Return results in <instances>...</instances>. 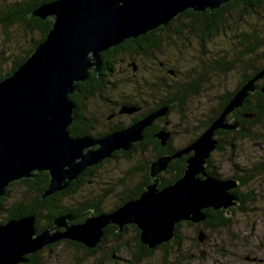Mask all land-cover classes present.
Segmentation results:
<instances>
[{
	"label": "water",
	"instance_id": "1",
	"mask_svg": "<svg viewBox=\"0 0 264 264\" xmlns=\"http://www.w3.org/2000/svg\"><path fill=\"white\" fill-rule=\"evenodd\" d=\"M230 1L54 0L40 5L30 16L50 20V30L24 63L0 81V197L10 184L40 172L49 177L41 198L60 193L87 168L142 141L145 128L165 117L171 104L100 138L74 137L68 128L74 122L75 104L70 96L77 92L76 84L86 81L91 73L98 75L100 54L109 48L164 27L186 10L214 11ZM262 78L264 68L238 88L222 113L188 147L151 162V184L138 198L96 216L91 212L58 216L51 228L40 232L34 216L0 225V264H26L28 256L63 240L93 249L109 225H116L118 231L134 225L140 242L154 249L174 238L175 225L180 222H204L206 209L224 210L229 216L230 208L239 205L230 192L239 182L218 179L205 167L217 146L215 132L239 127L226 118L243 107L249 95L257 91L256 81ZM134 111L123 107L120 113L131 115ZM169 136L162 131L155 137L164 146ZM188 154L182 177L159 188L158 175L173 159ZM80 217H85L84 221L73 224Z\"/></svg>",
	"mask_w": 264,
	"mask_h": 264
},
{
	"label": "trees",
	"instance_id": "2",
	"mask_svg": "<svg viewBox=\"0 0 264 264\" xmlns=\"http://www.w3.org/2000/svg\"><path fill=\"white\" fill-rule=\"evenodd\" d=\"M51 1L54 0H20L0 8V26L4 29L12 25H18L29 32L34 31L38 33V39L32 40L31 47L25 52L24 56L14 60L6 73H0V81L15 72L34 51L37 45L44 41L52 26V22L50 20L42 21L37 17L30 16V14L38 9L40 5ZM261 9L264 10V0H232L214 11L192 12L191 10H186L166 26L159 27L153 32L134 40H125L121 44L102 52L100 54L102 59L101 69L98 75L91 73L86 81L77 83V92L70 96L71 101L75 104L74 122L68 128L72 136L101 137L104 135L102 133H95L93 126L95 117L93 115L88 116L89 114H87L88 103L96 97L105 103H109L117 114H119L120 109L123 107H131L136 109V111L140 108L144 109L139 116L131 118V121H135L137 118L144 117L167 104H171L168 113L165 117L157 119L150 127H147L143 132V140L134 144L129 151L114 152L110 159H106L96 166L87 168L66 190L60 193L43 199L41 198L49 183V177L46 172L36 173L34 178L10 184L5 195L0 197V216L2 214L5 215L1 219L0 225L12 219L34 216L35 228L40 232L52 227L53 220L56 217L69 212L84 213L91 210L93 215L105 212L102 210L101 202L108 192H112L114 189L119 188L123 189V191L120 192L117 197V202L112 205L109 212L120 207L128 200L138 198L145 187L151 184L149 164L162 155H172L176 151L189 146L222 113L236 90L264 68V30L258 34L255 31L238 32L237 35H234V41H231L232 44H230L229 48L227 50H219L217 54H212L208 47V44L217 38L221 36L225 38L227 31L235 32V29H230V19L232 21L235 20V23H239L238 21L246 19V15L249 13L259 16L258 12ZM232 14H235L237 17L233 19L231 17ZM191 36L195 40L197 39L200 45L199 54L197 55L199 61L196 68H192L191 70L195 74L196 79L190 81L191 76L184 73V78L187 80L186 82H182L183 73L175 69H166V63H159L156 56H163L164 46H171L175 42L181 43V47L177 49H179V54H182L181 48L189 45L188 42ZM126 55L130 58H141L144 60L154 58L158 67L161 66L159 67L160 75L154 81L147 80V78L143 77L141 79L137 78L135 74H133L132 78L125 80L118 77L117 74L119 75V72H116V67H120L121 59L124 60L122 57ZM174 60L177 63L180 62V60ZM131 67L132 71L138 70L135 64ZM133 67H135V70H133ZM198 68L199 70H196ZM143 69L147 72L146 68ZM120 71L123 70L121 69ZM206 74H213L218 78H226L230 75L237 74L240 81L233 91L226 92L217 97L216 104L210 109L209 113L204 114L202 119L198 118L192 123L186 122L185 105L187 97L189 95L197 96L201 86L200 82L205 80L204 78L206 76L204 75ZM175 77H179L178 80H174ZM263 80L264 78L261 79V81ZM127 83L132 85L131 90H129V93L132 95H127L124 91L123 93L120 92L119 95L112 94L120 86H123L121 88L124 89L128 85ZM257 87L260 90L254 94H250L244 101V106L235 110L228 117V119L238 122L239 127L236 130H218L215 132L214 136L218 142L217 152L222 153L223 151L229 150V152L232 151L234 153V150L237 149L234 137L236 136L239 139L249 138L252 136L256 126L263 124L264 93L260 91L264 88V84L258 83ZM172 112H177L181 116L180 121L182 124L175 125V128L171 130L169 129L171 123L168 119ZM121 127L122 124L118 123L117 129ZM161 131L170 135L164 146L155 138ZM182 132L184 136H181ZM177 137H184L186 139L183 144L179 145L175 142ZM135 153L142 156L141 160L142 162L144 161L140 167L134 166L130 168L125 172L124 178L121 177L120 180L116 179L115 182L110 183L108 190L105 189L101 193L94 192L87 195V197H81L79 200L73 199L74 195L81 190V187L86 185L92 178H95V174L102 164L120 157L128 160ZM147 154H149V158H145ZM187 158L188 155H183L173 159L169 163L168 169L158 175L160 179L159 188H164L182 177ZM232 163L230 169L231 176L235 177L239 182L238 187L230 191L239 200V205L229 210L230 215L234 216L236 212H243L245 205L255 201V198L252 197L254 195L253 192L242 193L241 189L252 183L257 175L264 173V162H256L248 166H242V164L240 166L239 164H235L234 161ZM205 168L208 174H217L222 177L217 172L218 168L212 156L207 160ZM132 179L135 181L126 184V180ZM16 185L24 186L25 193L27 195L29 194L30 198L21 197L18 200L10 202V188ZM64 197L70 198L73 203L68 204V206L63 204L62 200ZM204 213L207 219L201 224L205 229H224L231 225V217L227 216L224 210L214 211L212 209H206ZM187 224L189 226L194 225L191 223ZM111 227L114 226H108L105 231H110ZM180 227L181 223L175 225L174 238L157 248L148 249L139 242L138 251L133 254L132 258L135 264H140L155 250H161L164 253V261H167L166 258L168 255L179 253L185 242V237L182 236ZM61 243L57 242L51 246H47L48 250L56 248ZM65 244L71 248L83 250L85 252L84 254L92 252L80 244L70 241H65ZM188 255L186 257H191L190 254ZM28 259L29 264H39L40 251L28 256Z\"/></svg>",
	"mask_w": 264,
	"mask_h": 264
},
{
	"label": "rangeland",
	"instance_id": "3",
	"mask_svg": "<svg viewBox=\"0 0 264 264\" xmlns=\"http://www.w3.org/2000/svg\"><path fill=\"white\" fill-rule=\"evenodd\" d=\"M16 1L20 0H0V8ZM258 14L259 16L249 13L246 15V19L238 21L239 23H235V20L232 21L230 19V29H235V32L227 31L225 38L221 36L208 44L209 51L212 54H217L219 50H227L230 44H232L231 41H234V35H237L240 31L262 33L264 30V10L261 9ZM231 17L235 19L237 16L232 14ZM37 39V32H29L18 25L9 26L6 29L0 26V73H6L11 63L14 60L22 58L31 47L32 40ZM188 44L185 48H181L182 54H179V49H177L181 47V43L175 42L171 46H164L163 56H156L159 63H166V69H175L182 72L183 80L180 76L182 82H186L187 80L184 78V73L191 76L190 81L196 79L195 74L191 70L192 68H196L199 61L197 55L199 54L200 45L197 39L195 40L191 36ZM122 58L124 60L121 59L120 67H116V72H119L117 76L124 80L132 78L133 74H135L137 78L141 79L143 77L154 81L160 75L159 67L161 66L158 67L154 58L144 60L141 58H130L128 55ZM174 59L180 60V62L177 63ZM132 64L137 65V71H132ZM143 68H146L147 72ZM121 69L123 71H120ZM196 70H199V68ZM213 74L215 75V73ZM213 74L204 75L206 77L204 78L205 80L200 82L201 86L197 96L189 95L187 97L185 105L186 122L192 123L198 118L202 119L204 114L209 113L210 109L216 104V98L226 92L233 91L240 81L237 74L226 78H218ZM178 78L175 77L174 80H178ZM258 83L264 84V80L256 81L255 85H258ZM127 84V86L124 84V89L121 88L123 86H120L112 94L119 95L120 92L123 93L124 91L127 95H132L129 93L132 85L130 83ZM109 105V103H105L97 97L88 103V116L93 115L97 120L95 132H105L109 127H113V124H117L118 122H122L124 125L129 123L130 116L124 114L108 120L107 117L111 111L109 110ZM180 118L181 116L177 112H172L168 119L171 123L169 129L172 130L175 128V125L182 124ZM181 136H184L183 132ZM185 139L184 137H177L175 142L180 145L183 144ZM234 142L237 146L234 153L232 151L229 152V150L222 153L215 151L212 155L218 168L217 172L222 177H231L230 169L233 161L240 166L241 164L242 166H248L256 162H264V122L256 126L251 137L239 139L235 136ZM148 155L145 158H149ZM141 157L138 153H135L131 159L127 160L120 157L102 164L97 170L95 178H92L86 185L81 187V190L74 195L73 199L79 200L81 197H87V195L94 192L101 193L105 189L108 190L110 183L115 182L116 179L120 180L121 177L124 178L125 172L130 168L134 166L140 167L144 162H142ZM134 181V179L126 180V184ZM122 191L123 189L119 188L114 189L112 192L109 191L101 202L102 210H109L117 202V197ZM9 192L10 202L18 200L21 197H29V194L25 193L24 186H13ZM241 192H253L254 195L252 197L255 198V201L245 205L243 212H236L234 216L229 215L231 217L230 227L208 230L201 223L189 226L187 224L189 222H180V230L182 236L185 237V242L179 253L168 255L167 261H164V253L161 250H155L140 264H264V173L257 175L252 183L241 189ZM62 203L68 206L73 201L68 197H64ZM4 216V214L0 216V221ZM129 236H132V233H129ZM199 237L202 238V242L199 241ZM111 254L118 257L119 260H111ZM188 254L191 257H186L189 256ZM129 259V254L125 251L116 252L114 249L105 248L99 253L87 256L81 250L61 243L52 250L43 249L40 252L39 264H135L133 259H130L131 262H128L127 260Z\"/></svg>",
	"mask_w": 264,
	"mask_h": 264
},
{
	"label": "flooded vegetation",
	"instance_id": "4",
	"mask_svg": "<svg viewBox=\"0 0 264 264\" xmlns=\"http://www.w3.org/2000/svg\"><path fill=\"white\" fill-rule=\"evenodd\" d=\"M133 65V64H132ZM133 70H135V67H133ZM255 87L257 88V91L258 90H260L258 87H257V85H255ZM236 88V87H235ZM240 88V87H239ZM238 90V89H237ZM236 90V91H237ZM256 91V92H257ZM261 92V91H260ZM250 96V95H249ZM244 104H245V102H244ZM148 105V104H147ZM110 106V105H109ZM244 106V105H243ZM143 107H145V106H143ZM109 110H111L110 111V114H109V116L107 117V119L108 120H111L113 117H115L116 118V116H118V115H121V113L119 112V114H117V112H115L114 111V108L112 107V106H110V109ZM121 110V109H120ZM144 109H142V108H140L138 111H136V109H135V113L133 112L131 115H127V116H130V121H129V123L127 124V125H124V123H122V122H118V123H120V124H122V127L120 128V129H122V128H126L127 126H129V125H131L133 122H135V121H137V120H140V119H142L143 117H141V118H137L135 121H131V118H134V117H137V116H139L141 113H142V111H143ZM237 110V109H236ZM235 111V110H234ZM233 111V112H234ZM232 112V113H233ZM231 114V113H230ZM229 114V115H230ZM124 115H126V114H124ZM229 115L227 116V118H226V120L228 121V122H232V123H238V122H234V120H230V119H228V117H229ZM145 117V116H144ZM157 120V119H156ZM155 120V121H156ZM94 121V123H93V126H94V128H95V126H96V119H94L93 120ZM118 123L117 124H113V127L111 126V127H109L108 128V130L107 131H105V132H95V133H102V134H104V135H106V134H108V133H110V132H112V131H115V130H119V129H117V125H118ZM154 123V122H153ZM152 123V124H153ZM239 124V123H238ZM84 126H86V125H84ZM150 127V126H149ZM146 129V128H145ZM144 132V131H143ZM162 132V131H161ZM103 135V136H104ZM215 135V134H214ZM144 136V135H143ZM200 136V135H199ZM198 136V137H199ZM91 137H93V136H91ZM102 137V136H101ZM197 137V138H198ZM93 138H100V137H93ZM144 138V137H143ZM156 138V137H155ZM196 138V139H197ZM214 139H215V136H214ZM143 140V139H142ZM159 140V139H158ZM216 140V139H215ZM160 141V140H159ZM141 142V141H140ZM216 142H217V140H216ZM138 143V142H137ZM136 144V143H135ZM134 144H132L131 145V148H132V146H133ZM217 145H218V142H217ZM188 147V146H187ZM216 148H217V146H216ZM185 149V148H184ZM183 150V149H182ZM182 150H178V151H176V152H179V151H182ZM215 151H217L216 149L211 153V155H210V157L213 155V153L215 152ZM123 152V151H122ZM175 152V153H176ZM191 154H188V156H190ZM209 157V158H210ZM219 174V173H218ZM212 175V174H211ZM213 176H216L218 179H222V180H228V179H235V180H237L235 177H230V178H226V177H220L219 175H217V174H214ZM238 181V180H237ZM86 212H91V215L92 216H96V215H93V212L91 211V210H89V211H86ZM105 212H109V210H107V211H105ZM105 212H103V213H105ZM69 213H71V212H69ZM72 213H74V212H72ZM85 213V212H84ZM75 214H82V213H75ZM84 219H85V217H80V218H77L74 222H73V224H78V223H82L83 221H84ZM109 226H112V225H109ZM114 227H111L110 228V231H108V232H106L105 231V229L108 227H106L105 229H104V234H103V236L101 237V240H100V242L97 244V246L95 247V248H93V249H89V248H86L85 246H83V245H81V246H83L84 248H86V249H89V250H91L92 252L91 253H89V254H85V255H91V254H94V253H99V252H101V251H103L105 248L106 249H114V250H116V252H121V251H125L126 253H128L129 254V257H130V259H132L133 258V254H135L137 251H138V247H139V242H140V238H139V231H138V229L136 228V227H134V225H126V226H124L123 228H122V230L121 231H118L119 230V228L116 226V225H113ZM51 228V227H50ZM46 229H48V228H46ZM59 231H63V229H59ZM129 233H132V236H129ZM65 241H69V240H63V241H60V242H62L64 245H66L65 244ZM70 242H72V241H70ZM73 243H75V242H73ZM141 243V242H140ZM76 244H78V243H76ZM142 244V243H141ZM53 245V244H52ZM143 245V244H142ZM51 246V245H50ZM146 247V246H145ZM147 248V247H146ZM43 249H46V250H48V247L46 248H43ZM42 249V250H43ZM77 249H79V248H77ZM41 250V251H42ZM79 250H81V249H79ZM40 251V252H41ZM82 252H84L83 250H81ZM85 253V252H84ZM131 253H133V254H131ZM106 258H107V256H105ZM110 257H111V260H119V258L118 257H116V256H112V254L110 255ZM130 259L129 260H127L128 262L130 261ZM131 262V261H130Z\"/></svg>",
	"mask_w": 264,
	"mask_h": 264
},
{
	"label": "bare ground",
	"instance_id": "5",
	"mask_svg": "<svg viewBox=\"0 0 264 264\" xmlns=\"http://www.w3.org/2000/svg\"><path fill=\"white\" fill-rule=\"evenodd\" d=\"M258 81V80H257Z\"/></svg>",
	"mask_w": 264,
	"mask_h": 264
}]
</instances>
